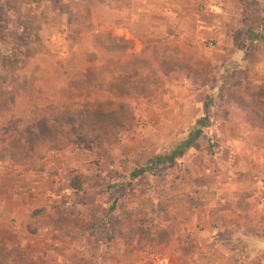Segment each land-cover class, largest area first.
<instances>
[{
  "label": "rangeland",
  "instance_id": "rangeland-1",
  "mask_svg": "<svg viewBox=\"0 0 264 264\" xmlns=\"http://www.w3.org/2000/svg\"><path fill=\"white\" fill-rule=\"evenodd\" d=\"M14 2L0 0V81L9 85L16 78L23 83L22 78H29L41 67L50 78L49 92L54 87L62 88L65 75H69L62 71L59 61L74 51L96 52L92 33L107 32L109 41L113 38L128 41L132 47L128 52L139 53L143 48V44L139 46L112 30H94L85 24L84 13L78 16L82 27L40 26L30 19L33 14L29 9L16 11L9 6ZM165 42L174 57L184 54L191 64L201 65L197 81L181 76L160 87L154 101L130 99L134 126L114 138H97L85 146L69 144L46 153L38 161L23 158L0 164V236L9 244L57 264H148L152 252L172 249L169 242L177 228L175 212L187 184L183 153L175 154L171 163L146 170L137 177H132L131 172L157 155L175 153L197 128V120L204 117L206 102L211 106L207 110L208 124L200 127L203 133L209 132L207 126L218 116L223 115L228 123L233 121L235 111L219 100L223 87L240 89L250 102L264 109V80L261 77L245 80L249 64L243 58L240 62L230 58L232 49L226 42L213 39ZM242 42L237 49L247 47ZM250 61L257 64L260 60L254 57ZM224 64L231 69L221 72ZM102 100L103 108L118 105L108 96ZM30 101L28 96L18 93L15 111L10 116L26 115L25 109L33 105ZM239 121L243 126L242 117ZM201 133L194 139L196 149L201 147L199 139L206 137ZM213 145L216 149L217 145ZM71 183L80 188H72ZM116 199V208L110 212ZM59 206L69 209L71 214L67 217L76 221L66 222L62 227L41 226L36 233L29 232L27 224L34 210L51 211ZM17 207H20L18 217L13 216ZM84 218L97 222L96 226L84 228L78 222ZM258 253L254 251L258 260L250 263L264 264V251Z\"/></svg>",
  "mask_w": 264,
  "mask_h": 264
},
{
  "label": "crops",
  "instance_id": "crops-1",
  "mask_svg": "<svg viewBox=\"0 0 264 264\" xmlns=\"http://www.w3.org/2000/svg\"><path fill=\"white\" fill-rule=\"evenodd\" d=\"M210 2L209 12L200 10L199 0H15L9 6L29 9L30 19L51 29L82 27L78 16L84 13L85 24L94 30H112L139 46L198 39L226 42L230 58L249 64L244 79L264 80V0ZM242 40L247 47L239 50ZM254 57L259 63L250 61ZM233 118L236 123L223 115L214 118L208 133L200 130L206 135L199 139L202 150L194 140L182 154L187 184L175 212L177 228L169 244L176 255L170 264H253L258 260L254 251H264V210L258 207L264 144L251 141L256 132ZM19 208L13 216H19Z\"/></svg>",
  "mask_w": 264,
  "mask_h": 264
},
{
  "label": "trees",
  "instance_id": "trees-1",
  "mask_svg": "<svg viewBox=\"0 0 264 264\" xmlns=\"http://www.w3.org/2000/svg\"><path fill=\"white\" fill-rule=\"evenodd\" d=\"M106 33H92L96 52L74 51L59 61L62 71L69 75H65L62 88L54 87L49 92L50 78L42 72L41 67H37L29 78H22L23 83L18 78L10 85L0 81V164L23 158L38 161L46 153L58 151L69 144L85 146L97 138H114L120 131L134 126V114L128 104L130 99L154 101L159 96L158 89L169 81L179 80L181 76L197 81L201 76L199 63L191 64L184 54L174 57L165 41L143 44L139 53L128 52L127 49L132 48L128 46V41L121 38L109 41ZM221 69L223 72L231 68L224 64ZM221 78L222 73L218 79ZM223 79L226 81L225 76ZM16 86L20 89H15ZM18 93L28 96L31 100L29 104L33 105L25 109L24 116H10L15 111L13 108L17 105ZM105 96L118 105L103 108L101 102ZM219 100L222 105L235 111L236 118L242 117L246 130L256 132L250 136L251 141L264 144V109L261 105H254L240 89H234L231 85L221 88ZM210 105L206 102L204 117L197 120V128L188 140L174 150L175 153L157 155L148 160L143 167L131 172L132 177L171 163L175 154L183 153L200 132V127L208 124L207 110ZM210 147H214L212 140ZM71 186L80 188L74 183ZM116 205L117 199L110 206V212L115 210ZM70 214L69 209L60 206L51 211L38 208L29 216L27 229L34 234L41 226L62 227L66 222L76 221V218L67 217ZM78 222L86 229H93L97 224L86 218ZM0 264L57 263L36 257L0 236Z\"/></svg>",
  "mask_w": 264,
  "mask_h": 264
},
{
  "label": "built area",
  "instance_id": "built-area-1",
  "mask_svg": "<svg viewBox=\"0 0 264 264\" xmlns=\"http://www.w3.org/2000/svg\"><path fill=\"white\" fill-rule=\"evenodd\" d=\"M199 8L204 12H209L213 9V4L210 0H199ZM212 45V42H210ZM260 193L258 197V207L260 210H264V171L260 175ZM176 255L174 250L166 249L165 251L158 250L152 252L148 257V264H170L171 257Z\"/></svg>",
  "mask_w": 264,
  "mask_h": 264
}]
</instances>
